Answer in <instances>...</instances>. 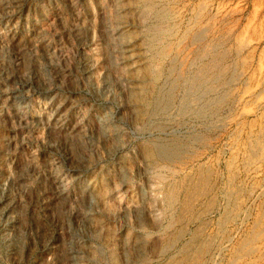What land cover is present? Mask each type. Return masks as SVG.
I'll list each match as a JSON object with an SVG mask.
<instances>
[{
	"label": "rangeland",
	"instance_id": "obj_1",
	"mask_svg": "<svg viewBox=\"0 0 264 264\" xmlns=\"http://www.w3.org/2000/svg\"><path fill=\"white\" fill-rule=\"evenodd\" d=\"M0 264H264V0H0Z\"/></svg>",
	"mask_w": 264,
	"mask_h": 264
},
{
	"label": "bare ground",
	"instance_id": "obj_2",
	"mask_svg": "<svg viewBox=\"0 0 264 264\" xmlns=\"http://www.w3.org/2000/svg\"><path fill=\"white\" fill-rule=\"evenodd\" d=\"M194 83H195V82H194ZM188 94H189V93H188ZM197 99H198V98H197ZM185 105H186V104H185ZM189 106H190V105H189ZM189 106H188V107H189ZM198 113H199V112H198ZM163 143H164V142H163ZM168 153H169V152H168Z\"/></svg>",
	"mask_w": 264,
	"mask_h": 264
}]
</instances>
